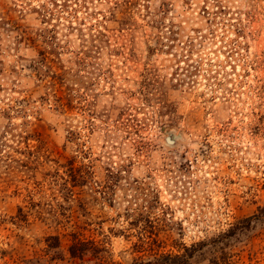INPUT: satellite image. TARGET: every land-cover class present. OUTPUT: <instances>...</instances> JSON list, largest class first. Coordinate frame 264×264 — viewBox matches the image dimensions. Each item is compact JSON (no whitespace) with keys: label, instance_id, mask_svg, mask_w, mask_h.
Listing matches in <instances>:
<instances>
[{"label":"rangeland","instance_id":"374dc122","mask_svg":"<svg viewBox=\"0 0 264 264\" xmlns=\"http://www.w3.org/2000/svg\"><path fill=\"white\" fill-rule=\"evenodd\" d=\"M198 242L264 264V0H0V264Z\"/></svg>","mask_w":264,"mask_h":264},{"label":"trees","instance_id":"16d2710c","mask_svg":"<svg viewBox=\"0 0 264 264\" xmlns=\"http://www.w3.org/2000/svg\"><path fill=\"white\" fill-rule=\"evenodd\" d=\"M251 218H246L245 221H250ZM240 223L232 225L230 228H228L226 231L222 232L220 235H218V238H224L227 236H231L234 233V230L238 228ZM205 244V242H198L195 244H191L190 246L184 247V253L180 254H172V253H166L161 254L157 259L155 264H192L189 261V258L193 256V252H195L196 248L198 246ZM201 247H199L200 249ZM197 249V250H199ZM86 248L84 247V242L81 241H74L69 246V254L70 257H76V256H83L85 253ZM228 251L222 248L219 251V254L216 256H213L210 259L209 264H219L221 260L227 257Z\"/></svg>","mask_w":264,"mask_h":264},{"label":"water","instance_id":"95a60500","mask_svg":"<svg viewBox=\"0 0 264 264\" xmlns=\"http://www.w3.org/2000/svg\"><path fill=\"white\" fill-rule=\"evenodd\" d=\"M175 141V139H174V137L173 138H171L170 136L169 137H167L166 138V142H168V143H173Z\"/></svg>","mask_w":264,"mask_h":264}]
</instances>
